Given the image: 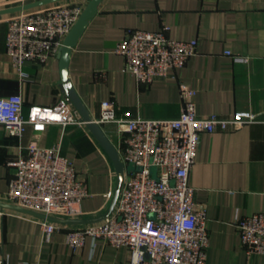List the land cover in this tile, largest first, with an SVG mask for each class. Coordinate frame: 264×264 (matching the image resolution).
Wrapping results in <instances>:
<instances>
[{
	"label": "crops",
	"instance_id": "crops-1",
	"mask_svg": "<svg viewBox=\"0 0 264 264\" xmlns=\"http://www.w3.org/2000/svg\"><path fill=\"white\" fill-rule=\"evenodd\" d=\"M16 1L0 0V10L21 6L14 5ZM29 1L26 4L40 0ZM20 12L0 14V97L22 95L28 117L31 107H53L62 99L72 102L62 89L58 55L44 63L26 62L25 78L13 66L6 36L9 20ZM164 27L172 39H197L198 52L182 69H171L168 77L139 83L125 70L115 47L131 30ZM68 77L94 121L100 119L105 100L115 103L118 116L129 112L132 117L177 118L185 102L181 84L195 91L200 116L255 113L257 121L242 128L202 133L190 184L194 202L208 217L206 264H264V254L242 246L236 227L237 218L264 213V0H102L72 48ZM79 122L49 123L40 131L30 124L21 137L9 135L0 124V202L13 204L6 198L12 177L8 162L27 155L28 146L36 142L59 147L87 182L90 196L82 201L83 213L77 219L108 211L116 169L87 125ZM99 125L118 150V127ZM83 225L61 224L46 240L39 218L0 208V258L7 264H129L128 247L101 238L87 237L82 247H70L67 232Z\"/></svg>",
	"mask_w": 264,
	"mask_h": 264
},
{
	"label": "built area",
	"instance_id": "built-area-1",
	"mask_svg": "<svg viewBox=\"0 0 264 264\" xmlns=\"http://www.w3.org/2000/svg\"><path fill=\"white\" fill-rule=\"evenodd\" d=\"M83 10L76 3H57L22 11L9 20L6 52L22 78L27 76L26 62L44 63L58 55ZM168 30H131L117 43L115 52L139 83L149 85L166 78L171 69H182L197 54V39L175 40ZM180 87L185 102L174 119L132 117L129 112L118 116L112 100L102 101L96 122L118 127L125 178L113 212L103 220L69 230L70 247H82L87 237L101 238L115 247H128L129 264H206L208 217L194 202L190 184L202 133L239 129L256 122L257 115L236 111L230 117L200 116L195 91L185 84ZM23 108L20 94L0 97V124L11 136L21 137L30 124L40 131L49 123L79 122L66 99L53 107H31L28 117ZM130 164L135 167L131 172L127 169ZM8 166L12 177L6 198L11 203L46 215L81 217L82 201L90 196L88 184L59 147L32 142L28 154L10 160ZM39 221L46 240L61 228L47 219ZM236 227L248 252L264 254V213L237 218ZM0 264H7V259L0 258Z\"/></svg>",
	"mask_w": 264,
	"mask_h": 264
},
{
	"label": "water",
	"instance_id": "water-1",
	"mask_svg": "<svg viewBox=\"0 0 264 264\" xmlns=\"http://www.w3.org/2000/svg\"><path fill=\"white\" fill-rule=\"evenodd\" d=\"M62 0H40L36 2H32L29 4L12 7L9 9L0 10V14L6 13V12H14V11H24L31 8H35L38 6L58 2ZM102 0H91L87 6L84 8L82 14L80 15L78 21L75 23L74 27L70 31V33L67 35L63 47L60 49V52L58 53L59 63H60V70H61V85L63 91H65L71 100L73 106L77 111L80 112L83 122L87 125V127L90 129V131L93 133V135L96 137V139L99 141L100 145L103 147V149L106 151V153L109 155L110 159L112 160L117 174V184L114 192V196L111 202V205L106 213L99 217L95 218H89V219H70V218H61L56 217L52 215H46L43 213H39L36 211H32L29 209H25L23 207H20L16 204H10V203H4L0 202V208H7L12 209L16 211H20L22 213L40 218V219H47L49 221L58 223V224H89V223H95L100 220H103L104 218L108 217L114 210L117 199L119 197L123 182H124V164L121 161L120 155L116 147L113 145V143L109 140V138L105 135L104 131L102 130L101 126L94 121L90 114L88 113L87 109L84 107L81 99L75 92V89L69 80V64H70V58H71V51L73 46L76 44L77 40L79 39L83 28L87 24L88 20L93 16V14L97 11V8ZM128 171L131 172L135 169V167L130 164L127 167Z\"/></svg>",
	"mask_w": 264,
	"mask_h": 264
},
{
	"label": "rangeland",
	"instance_id": "rangeland-1",
	"mask_svg": "<svg viewBox=\"0 0 264 264\" xmlns=\"http://www.w3.org/2000/svg\"><path fill=\"white\" fill-rule=\"evenodd\" d=\"M27 2H31L29 0H17L16 2H14L13 4H26ZM71 3H76V4H79L81 7H86L88 3H84V2H79V1H71V0H62V1H58V5L59 4H71ZM47 5V4H46Z\"/></svg>",
	"mask_w": 264,
	"mask_h": 264
},
{
	"label": "bare ground",
	"instance_id": "bare-ground-1",
	"mask_svg": "<svg viewBox=\"0 0 264 264\" xmlns=\"http://www.w3.org/2000/svg\"><path fill=\"white\" fill-rule=\"evenodd\" d=\"M24 11H32V10H24ZM21 13V12H20Z\"/></svg>",
	"mask_w": 264,
	"mask_h": 264
}]
</instances>
